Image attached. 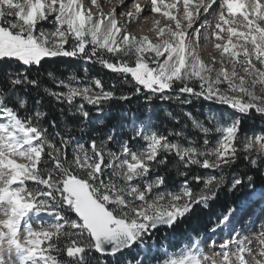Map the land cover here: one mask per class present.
<instances>
[{
	"label": "snow or ice",
	"instance_id": "1",
	"mask_svg": "<svg viewBox=\"0 0 264 264\" xmlns=\"http://www.w3.org/2000/svg\"><path fill=\"white\" fill-rule=\"evenodd\" d=\"M118 7H128L119 13L127 20ZM145 12L160 16L151 36L129 30ZM210 38L218 56L206 61L200 45ZM61 57L118 79L105 88L99 78L48 71L63 89L43 88L61 105L57 121L29 89L39 90L40 70ZM4 62L0 264H264V231L254 250L234 227L249 207L264 215V183L255 184L264 181V0H116L108 12L99 0H0ZM120 84L131 91L117 95ZM133 97H143L142 117L89 140L72 135L96 123L89 108L100 116ZM194 100L210 106L203 120L184 111ZM157 101L176 104L164 110L172 126L155 121ZM257 117L258 130L244 132V119ZM245 189L206 233L177 234L198 209ZM219 233L231 235L206 255ZM126 250L135 257L120 262Z\"/></svg>",
	"mask_w": 264,
	"mask_h": 264
},
{
	"label": "trees",
	"instance_id": "2",
	"mask_svg": "<svg viewBox=\"0 0 264 264\" xmlns=\"http://www.w3.org/2000/svg\"><path fill=\"white\" fill-rule=\"evenodd\" d=\"M9 67L7 62L0 63V80L3 79V74L5 69ZM11 67L15 68L16 65H12ZM85 68H87V73H85ZM42 73L41 76V88L38 90L37 88H30L29 89V98L34 102L35 98L37 96L43 97V105L42 108L43 111H46L48 113L49 119H56L59 121L60 119V113L57 110L61 105L55 104V102L52 100L50 96H47L43 88L47 87L49 89L53 90H63L58 89L54 82L47 76L48 71L54 72L57 76L61 78H67L70 75H75L76 77L83 79L85 76H87L88 80H91L93 77L99 78L102 80L104 87L109 88L112 85V82L117 80V76L110 72L109 70L103 68L99 64H92L88 63L85 64L81 61H78L74 58H56L48 60L44 67L40 70ZM35 73V69H33V74ZM131 91V88L129 85H123L120 84L117 88V95H120L122 93H126ZM142 97H133L132 99L128 101H119L115 100L112 101L107 109L110 113L106 114L103 118V124L96 122L90 125V130L85 131L84 133H80L78 131H73L72 135L74 136H83L85 140H89L92 138L93 133H104L107 132L109 129H111L114 125H116L118 116V110H121L123 105L125 107H132L131 111H135L138 113V116H142L144 113V106H143ZM166 104L168 106L169 111L177 112L179 109L177 108L176 104L173 103H161L159 101L156 102L157 106ZM186 112H191L193 115L197 114L196 109L199 110V114L203 115V110L209 107V105L206 102H197L193 101L190 105H185ZM217 107V106H216ZM217 109V108H215ZM89 110L93 113V116L95 115V109L89 108ZM225 109H217V111L221 112ZM156 122L161 125H169L172 126V121L164 116V115H157L156 116ZM43 123L47 125V120H44ZM259 123V118H246L243 121V131L250 133L253 130H257ZM51 131V129H49ZM201 174H204L203 172ZM212 174V173H210ZM251 174V173H250ZM170 176H175V171L172 170L169 172ZM264 181H261L259 177L256 178L255 184L257 187H259ZM246 194L242 191L240 193L233 194L229 196L226 192L223 193L218 201H216L212 206L210 210L206 209H198L195 214H193L191 217L186 219L182 225L177 229L178 235H196L198 233H206L207 229L212 226L213 220L215 219L216 215L222 211H225L227 208V205L229 203H235L237 200H240L244 198ZM93 255H96L95 253ZM125 257L133 258V256H130L129 253L126 251L123 254L120 255L119 261L122 262ZM101 259V257H100ZM110 264H113V261L109 260Z\"/></svg>",
	"mask_w": 264,
	"mask_h": 264
},
{
	"label": "rangeland",
	"instance_id": "3",
	"mask_svg": "<svg viewBox=\"0 0 264 264\" xmlns=\"http://www.w3.org/2000/svg\"><path fill=\"white\" fill-rule=\"evenodd\" d=\"M141 1L142 0H140V2ZM131 3H132V0H129L127 2V5L130 6ZM101 5L103 7H105V9H109V6H110L108 1H105V2L103 1L101 3ZM120 12H125V11L121 10V8L118 7L117 8V17L119 19H121V21L127 20L126 17L121 18L119 16ZM146 17L149 18V22H153L155 19H160L159 14H152L150 12H147ZM148 26H149V23L147 22V20H145L144 18L143 19L141 18L137 22L129 25V30L132 31V32H137V31H139V30H141L143 28L148 29ZM202 31L204 32V36L205 37H210V31L209 30H202ZM150 33L152 34L151 31H150ZM214 42L215 41L210 38V39L204 41L200 45L201 55L206 61H210L211 57L213 55H217L218 56V53H216L215 49L213 48ZM142 101H143V97H142ZM143 106H144V108H146L145 104H143ZM122 107L123 108L121 110H118L119 111L118 112V116L115 117V118H117L116 125L126 124L128 122L129 116L132 113H135L136 116L139 118L137 112L131 111L132 107L128 108V107H125L124 105ZM157 107H158L159 110L155 113L154 119L159 114L166 116L164 110L168 109V106L166 104H164V105H160V106H157ZM209 107H207L206 109L203 110V115H200L198 113L199 110L196 109L197 114H195L194 116H197L199 119L203 120L205 118V116L207 115ZM211 107L213 109L217 108L216 106H211ZM215 110L217 111V109H215ZM184 111H186V107L185 106H184ZM222 111H227V110H222ZM107 113L109 114L110 112L106 111V113L104 115H100V116L94 115L93 119L96 122H100V121L103 120L104 116H106ZM122 113L124 115H122ZM219 114H220V112L217 111V115H219ZM142 116H140V117H142ZM155 121H156V119H155ZM259 124H260V122L257 124L258 127H259ZM253 131H251L249 134H251ZM208 174H210V173H208ZM243 192L246 194L245 197H247V195H248L247 189H245ZM244 198H242V199H244ZM262 226H264V215H261L259 207L253 206V207H249L247 209L246 214L243 215L241 218H239L238 222L235 224L234 227L237 229L240 238L248 237L249 239H252L254 236H258L260 232L264 231V227H262ZM226 235H231V233H219L217 235H213L211 237V239H215L217 241V247H204L203 251L205 252V254L208 255V256H213L215 251H219L218 245H219L220 242H222V240L224 238H226ZM251 247L254 250H258L259 249V244H258L257 240L252 239ZM233 250H235L234 247H233ZM128 253H129L130 256L135 257V254H136L135 250L129 251ZM256 258L260 259V257H258V256ZM105 259H107L108 260V264H110L109 260H111L113 258L105 257ZM246 259H250V257H248L246 255Z\"/></svg>",
	"mask_w": 264,
	"mask_h": 264
},
{
	"label": "bare ground",
	"instance_id": "4",
	"mask_svg": "<svg viewBox=\"0 0 264 264\" xmlns=\"http://www.w3.org/2000/svg\"><path fill=\"white\" fill-rule=\"evenodd\" d=\"M105 2V1H108V0H99V2H100V4L102 3V2ZM129 0H127V2H128ZM144 2V0H142L141 1V3H143ZM110 4V6H109V9H105V7H103L102 5V7H103V9H104V11L105 12H108V11H110L111 10V8L116 4V0H111V3H109ZM121 8V10H123V11H127L128 10V7H120ZM146 14H147V12H145L142 16H140V18L139 19H134V20H132V22L130 23V25L131 24H133V23H135V22H137L138 20H140L141 18L143 19H145V20H147V22L149 23V26H148V29H145V28H143V29H141V30H139V31H137V32H135V33H137V34H148V35H153V33L151 34L150 33V29L152 28V26H153V22H149V18H147L146 17ZM119 19V18H118Z\"/></svg>",
	"mask_w": 264,
	"mask_h": 264
}]
</instances>
